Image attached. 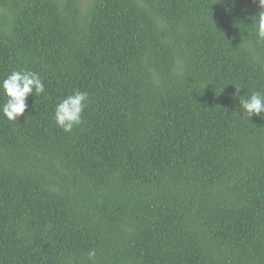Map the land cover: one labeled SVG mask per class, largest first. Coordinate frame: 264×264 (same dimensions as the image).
Listing matches in <instances>:
<instances>
[{"label":"trees","instance_id":"1","mask_svg":"<svg viewBox=\"0 0 264 264\" xmlns=\"http://www.w3.org/2000/svg\"><path fill=\"white\" fill-rule=\"evenodd\" d=\"M258 0H0V264H264ZM89 94L66 133L56 105ZM6 97L0 88V109Z\"/></svg>","mask_w":264,"mask_h":264},{"label":"clouds","instance_id":"2","mask_svg":"<svg viewBox=\"0 0 264 264\" xmlns=\"http://www.w3.org/2000/svg\"><path fill=\"white\" fill-rule=\"evenodd\" d=\"M260 12L253 17V23L257 26L258 35L264 38V0H258ZM6 97L2 105V113L10 122H17L19 117L24 116L27 110V98L33 93L41 95L45 92V86L40 76L32 71L14 70L6 78L0 81ZM241 87L236 86V96L239 98L238 108L243 110V117L251 120L253 116L262 117L264 114V93L252 92L250 95L239 96ZM89 99V94L76 90L64 97L56 105L54 119L56 125L64 132L70 133L74 127L82 123L83 113ZM96 252L90 250L88 259L95 264Z\"/></svg>","mask_w":264,"mask_h":264},{"label":"rangeland","instance_id":"3","mask_svg":"<svg viewBox=\"0 0 264 264\" xmlns=\"http://www.w3.org/2000/svg\"><path fill=\"white\" fill-rule=\"evenodd\" d=\"M88 0H84V3H86Z\"/></svg>","mask_w":264,"mask_h":264}]
</instances>
